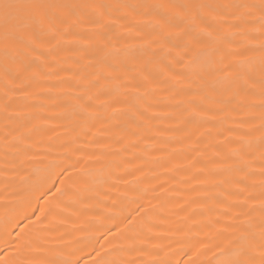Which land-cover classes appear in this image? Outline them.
<instances>
[{"label": "snow or ice", "instance_id": "1", "mask_svg": "<svg viewBox=\"0 0 264 264\" xmlns=\"http://www.w3.org/2000/svg\"><path fill=\"white\" fill-rule=\"evenodd\" d=\"M91 8L95 11L88 23L83 22L84 13L81 9ZM105 8L129 9L124 13V26L127 31L138 30L141 24L137 16L144 17V23L153 28L151 39L142 44L146 59L138 61L135 57L128 59L119 67L108 63V58L120 52L115 45L109 47L99 44L95 49L98 55L93 57L82 56L86 61L85 67H92L93 71L86 77L85 83L73 91L78 101L75 108L67 112V120L72 130L83 128L91 131L99 123L103 128L119 133L114 141L103 142L105 151L90 153L89 158L102 160L109 155H117L126 147H135L141 130L158 131L150 129L152 118L146 113L150 111L147 104L143 107L130 100H142L155 92L160 86L159 81L171 82V88L185 89L188 97L186 104L187 115L190 122L201 127H211L208 121L219 120L224 123L223 116L226 111L235 112L239 119L230 123L233 128H247L246 132H234L231 128L229 135L234 139H219L220 144L227 149L228 170L239 178L232 181L239 192L248 191V195H236V203L225 206L224 213L217 216H226V222L221 224L219 218L211 221V227L218 234L227 233L223 243L214 241L213 259L209 264H264V0H238L233 3H187L176 5L173 3L143 4V5H97V4H62L49 3L46 0H0V56L3 57V77L5 87L3 90V110L12 111L11 97L17 93L13 90L16 80L22 73L32 70V63H24L21 57L31 56L33 61L40 60L41 53L37 48L46 41L44 37L67 41L77 27L87 28L92 35L99 36L100 30L107 24L120 23L117 17L108 15L105 20ZM138 9H144L140 12ZM176 9L174 12L166 11ZM84 53L86 49H79ZM128 53H125L127 56ZM68 62L67 60L64 61ZM50 73H55V66L45 64ZM59 79L58 73H55ZM33 77L40 74L33 72ZM75 75L69 74V79ZM116 88H110L114 83ZM49 91L52 89L49 88ZM135 92L133 97L128 92ZM123 93V95H122ZM250 116L259 113V120L246 119L244 113ZM9 118L6 116V121ZM123 121V127H121ZM25 131L13 130L5 124L4 135L0 137V156L4 167H17L19 160L21 166L24 160H43L51 146H45V151L34 152L33 133L38 131L30 126H24ZM131 130V131H130ZM253 132L259 135L253 138ZM103 134V133H101ZM97 135L93 133V137ZM131 135V144L122 143ZM11 137V138H10ZM101 144L100 141H95ZM197 136L194 145L201 143ZM78 139H73L61 146L60 155L53 158L48 166L47 175L40 179L38 190L40 195L37 201H43L37 207L31 208L29 214L17 216L10 227H20L23 220L27 223L20 227V232H5L6 247L0 248V264H81L78 251L83 248L65 253L63 258H54L61 253L58 248H42L29 238L26 229L29 225H46L51 217L63 219L61 215L66 209L73 213L87 215L79 212V205L101 209L91 213L101 221L113 220V216H105L103 209L109 206L104 202L108 192L113 190L115 183L122 177L111 173L118 164L109 163L100 167L85 165L79 168L80 175L73 174L81 165L83 153L77 156L79 149L74 147ZM36 147H41L36 145ZM114 149V151H113ZM217 156H223L220 149H214ZM253 152L259 153L260 164L253 161ZM202 155V153H200ZM129 163V161H123ZM220 164L222 160L211 161ZM195 166V164L193 165ZM259 167L260 192L254 195L249 191L247 180L251 179V172ZM95 168V171L88 170ZM34 175L40 177L41 169L35 168ZM16 172H5L6 176H15ZM54 177V179H53ZM27 180V176L24 177ZM224 181H221L223 183ZM102 188L103 191L98 190ZM226 195L232 196L233 193ZM229 209H235L232 215H227ZM141 211H144L141 208ZM124 228L119 225L103 229L102 235L120 236L129 241L127 252H143L136 249L134 241L127 232L135 231L133 219L124 218ZM89 232H101V228L89 225ZM66 239L65 237H62ZM217 239H220L218 236ZM80 244L91 246L87 253L90 260L83 264H146L144 260L116 259L118 251H125L123 246L111 249L101 244L100 249L94 245L100 239L80 240ZM112 242L109 241V244ZM119 242H117L118 244ZM200 246L193 255L188 256L184 264H197V258L203 248L208 247L207 242L198 241ZM195 247V245H194ZM42 252L45 255H32ZM94 254V255H93ZM152 264H181L179 260H153Z\"/></svg>", "mask_w": 264, "mask_h": 264}, {"label": "bare ground", "instance_id": "2", "mask_svg": "<svg viewBox=\"0 0 264 264\" xmlns=\"http://www.w3.org/2000/svg\"><path fill=\"white\" fill-rule=\"evenodd\" d=\"M49 3L62 4H97V5H143L173 3L183 5L187 3H233L238 0H46ZM84 13L83 22L88 23L95 11L91 8L81 9ZM143 12L144 9H138ZM170 12L176 9L166 10ZM105 20L111 15L117 17L120 23L107 24L100 30V35H92L87 28L77 27L67 41L44 37L46 41L37 48L41 53L40 60L33 61L31 56L21 57L24 63H32L30 72L22 73L16 80L13 90L17 93L11 97V112L5 113L3 110V90L5 81L3 77V57L0 56V137L4 135V127L7 123L13 130L25 131L24 126H30L35 131L31 137L33 141L32 151L43 152L45 146L50 145L51 150L46 152L43 160H24L21 166L17 160V167L5 168L0 156V248L6 247V229L15 233L20 232V227L27 223L23 220L20 227H10L11 222L17 216H23L31 212L32 208L43 204L37 201L40 195L38 184L41 178L47 175L48 166L53 163V158L60 155L61 146L73 139H78L79 143L74 147L79 149L77 156L83 153L81 165L74 176L81 173L79 168L83 166L107 165L109 163L118 164L113 167L111 173L114 176H121L122 179L115 183L113 190L108 192V197L104 202L108 204L107 209H103L105 216H113V220L101 221L91 215L96 211H101L94 207L79 205V212H86L87 215L73 213L71 209H66L58 217H49L46 225H29L26 232L33 243L42 248H58L61 253L49 255L54 258H63L65 253L83 248L78 251L81 257V264L84 260H90L87 253L91 251V246L78 243L80 240L95 241L100 239L99 244L94 246L100 249L101 244L105 248H119L123 246L125 251H118L116 259L128 261L144 260L146 264H152L153 260L167 259L179 260L181 264L193 255L200 245L198 241L207 242L208 247L203 248L197 258V264H209L213 259L214 241L223 243V237L227 233L218 234L211 227V221L219 218L220 223L226 222V216H217V213H224L225 206L236 203V195H248V191L239 192L237 186L232 183L239 177L228 170L227 149L224 148L219 139H234L229 135V129L234 132H246L247 128L236 129L230 123L240 117L235 112L226 111L223 120L208 121V127H201L190 122L187 115L186 104L188 97L187 90L171 88V82L159 81L160 86L155 88L154 94L142 100H130L143 107L145 104L150 111L146 115L152 118L150 129L158 131L141 130L140 139L135 147H126L117 155H109L102 160L89 158L90 153L105 151L103 142L114 141L119 135L108 128H103L99 123L91 131L83 128L72 130V125L67 120V112L75 108L78 101L73 97L76 95L75 89L85 83V79L92 71V67H85L86 61L82 56L93 57L98 55L95 49L99 44H106L109 47L115 45L120 49L118 54L110 56L108 63L119 67L128 59L135 57L138 61L146 59L142 44L151 39L153 28L144 23L143 16H137L141 21L138 30L127 31L124 26V13L129 12L128 19H131L129 9L105 8ZM2 48V45H0ZM86 51L81 53L79 49ZM125 53H128L125 56ZM67 60L68 62H64ZM45 64L55 66V73L59 74L63 80L59 79L55 73H50L44 67ZM40 75L33 77L32 73ZM75 75L69 79V74ZM115 89V82L109 85ZM52 90L49 91L48 89ZM123 95V93H122ZM135 92H128L127 96H135ZM6 116L9 118L6 121ZM244 118L259 120V113L249 115L244 113ZM121 121V127H123ZM131 131V130H130ZM97 135L93 137V133ZM103 133V134H101ZM253 138L259 135L253 132ZM197 136L201 137V143L194 145L193 141ZM11 138V137H10ZM132 136L129 135L124 144H131ZM100 141L101 144L94 142ZM40 145L41 147H36ZM220 149L223 156H217L214 149ZM114 151V149H113ZM202 153V155L200 154ZM254 163L260 164L259 153L253 152ZM222 160L220 164H213L211 161ZM129 161V163H123ZM195 164V166H193ZM35 168L41 169L40 177L34 175ZM88 170L95 171V168ZM5 172H16L15 176H6ZM27 176V180L24 177ZM252 178L247 180L249 191L254 195L260 192V170L259 167L251 172ZM54 179V177H53ZM221 181H224L221 183ZM98 190L103 191L97 186ZM227 193L234 195L228 196ZM141 208L144 211H141ZM235 209H229L227 215H232ZM125 217L133 219L135 231L127 232V235L135 242L136 249H143V252L133 251L128 254L129 241L123 240L120 236L102 235L105 228L119 225L124 228ZM89 225L101 228V232H89ZM220 239H217V237ZM65 237L66 239H63ZM109 241L112 243L109 244ZM117 242H119L117 244ZM195 245V247H194ZM32 255H45L42 252H34ZM94 255V254H93Z\"/></svg>", "mask_w": 264, "mask_h": 264}]
</instances>
